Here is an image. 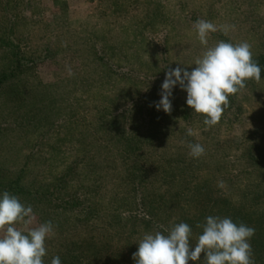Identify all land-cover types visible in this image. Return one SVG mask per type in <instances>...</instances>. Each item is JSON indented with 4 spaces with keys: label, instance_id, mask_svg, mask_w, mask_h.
<instances>
[{
    "label": "rangeland",
    "instance_id": "rangeland-1",
    "mask_svg": "<svg viewBox=\"0 0 264 264\" xmlns=\"http://www.w3.org/2000/svg\"><path fill=\"white\" fill-rule=\"evenodd\" d=\"M197 19L218 27L209 46L246 41L261 68L207 130L178 84L171 113L155 107L166 72L204 51ZM4 191L31 227L53 223L44 264H135L144 234L184 222L194 246L210 215L253 227L264 264V0H0Z\"/></svg>",
    "mask_w": 264,
    "mask_h": 264
},
{
    "label": "clouds",
    "instance_id": "clouds-1",
    "mask_svg": "<svg viewBox=\"0 0 264 264\" xmlns=\"http://www.w3.org/2000/svg\"><path fill=\"white\" fill-rule=\"evenodd\" d=\"M197 38L204 51L194 60L191 72L177 66L166 72L161 85V99L155 103L166 114L172 111L173 88L178 84L187 93L186 104L204 117L205 130L220 123L224 111L230 105V96H235L246 87L248 81L259 83L261 68L253 59L251 45L246 42L233 44L223 40L209 46L210 34L218 31L211 21L197 19L194 23ZM235 26L221 25L219 30L228 35ZM179 65V64H178ZM72 75L71 69H68ZM186 134L196 133L188 128ZM190 156L199 158L205 154L199 143H189ZM224 182L218 185L223 187ZM35 214L31 205L23 204L19 198L4 191L0 195V264H44L47 255L46 241L55 235L51 221L31 227ZM22 225L23 230L17 225ZM202 228L196 244H191L192 228L184 222L160 231L144 234L133 253L135 264H255L250 240L255 229L243 223L237 225L229 217L208 216L206 222L197 224ZM51 264H61L59 256Z\"/></svg>",
    "mask_w": 264,
    "mask_h": 264
},
{
    "label": "trees",
    "instance_id": "trees-1",
    "mask_svg": "<svg viewBox=\"0 0 264 264\" xmlns=\"http://www.w3.org/2000/svg\"><path fill=\"white\" fill-rule=\"evenodd\" d=\"M14 184L16 185L15 193H19L20 192V188L18 187L17 182H14Z\"/></svg>",
    "mask_w": 264,
    "mask_h": 264
}]
</instances>
